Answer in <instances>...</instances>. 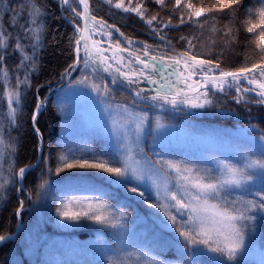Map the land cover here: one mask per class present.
I'll list each match as a JSON object with an SVG mask.
<instances>
[{"label": "trees", "instance_id": "16d2710c", "mask_svg": "<svg viewBox=\"0 0 264 264\" xmlns=\"http://www.w3.org/2000/svg\"><path fill=\"white\" fill-rule=\"evenodd\" d=\"M119 1L122 3L121 8L115 7ZM119 1L90 0L92 14L111 26L114 25V29L118 28V35L124 34L120 35L122 38L140 42L133 46L144 49L143 46L148 45L151 54L165 57L195 55L199 59L211 60L213 63L209 66L214 69L218 63L219 70L230 71L264 64V52L260 50L259 42L260 36L264 35V26L253 33L247 31L248 27L260 23L259 0H247V6L253 9L251 17L234 9L222 8L227 0H181L179 7L176 6V0H164L162 6L153 0ZM142 2L143 19L136 12L124 11V8H136ZM0 3L6 6L8 0H0ZM12 3L14 7H22L20 0H12ZM189 4L191 8L188 7ZM38 6L48 9L43 49L40 52L38 68L32 75L31 90L25 98L23 113L18 117L20 126L11 131V137L18 139L15 157V167L18 171L20 167L34 163L40 153V136L35 133L32 123L39 88V97L43 99L48 96L49 99L38 116L36 126L42 135L43 156H50L51 159L45 164L40 158L34 171L29 170L27 179L23 181V193L17 191V184L14 188L9 187V190L0 196V235L15 231L18 223L15 212L19 201H24L22 227L15 239L0 245V264H17V261L19 264H105V256H112L122 261V264H158L161 260L164 264H214L204 253L193 256L189 261L183 246L184 241L173 230L171 222L167 221L163 213L142 202L138 196L126 193L119 185L106 184L94 174L80 175L77 170H66L59 177L56 175L55 168L62 166L58 165L57 159L61 154L68 157L65 162H71L73 154L76 157L90 158L93 152L105 153L116 159L120 157L110 146L106 136L89 127L80 113L73 109V100L64 98L59 92L65 83V78L60 80V73L73 63L76 56L77 33L67 18L80 24L78 17L67 5L61 6L60 0H39ZM201 8L205 10V15L200 18L199 24L180 25L182 15L185 19L191 17L195 21L197 18L194 11ZM75 9H79L76 3ZM153 16H157L155 26L163 29L162 34L171 41L170 45L160 41L159 37L153 34L151 26L146 23ZM169 20L171 26L165 28ZM0 22L2 26L7 27L3 16H0ZM100 25L107 33L111 32L106 24ZM229 30L231 33L226 35ZM182 36L198 39H193L194 47H191L186 41L180 40ZM111 39L115 42L121 41L114 33ZM17 60L16 56L11 57L8 67L14 69ZM80 67L84 66L81 64ZM83 74L79 71L72 73L69 83ZM10 81L15 86V79L10 77ZM110 81L109 73H99L98 83ZM111 86L114 91L106 98L109 101L126 102L132 99L131 92L126 90L123 84ZM54 87L60 88L54 90ZM6 90H9L8 86L0 81V95L4 97L5 113L8 107ZM232 96L233 91H229L227 95L216 94L215 106L198 109L180 105L181 111H173L168 105L163 109H152L149 115H164L168 121L186 125L192 132L208 133L218 139H226L230 150L213 155L235 161L240 158L242 149L252 147L255 143L252 137L257 133L250 125L255 124L264 129V105L252 102L256 100L253 96H248L250 101L243 100L237 104L230 98ZM238 125L246 128V136L237 133L229 135L222 129L237 128ZM5 127L7 128V122ZM144 154L152 161L163 158L195 165L201 169L215 166L205 156L179 148L147 143ZM4 167L7 169V163ZM47 167L52 168V174L44 177L48 184L40 189L38 184L41 182V169ZM254 183L252 190H260V181ZM140 185L141 189L155 200L156 194L144 184ZM243 195L245 198H251L247 192ZM83 197L103 200L112 206L117 215L125 214L122 218L123 229L104 228L88 220H59L55 210L61 200L64 201L63 210L83 211L88 208V202L83 200ZM160 202L168 203L161 198ZM245 237L251 245L264 247V214L257 213L253 228L245 229Z\"/></svg>", "mask_w": 264, "mask_h": 264}, {"label": "snow or ice", "instance_id": "6c2138e0", "mask_svg": "<svg viewBox=\"0 0 264 264\" xmlns=\"http://www.w3.org/2000/svg\"><path fill=\"white\" fill-rule=\"evenodd\" d=\"M61 2L66 5L69 0H61ZM80 2L86 3V0H80ZM143 2H147V0H143ZM143 2L136 8H124V11L136 12L143 19ZM153 2L161 6L164 4V0H153ZM259 2L261 4L258 10L260 23L248 27L249 33H253L264 26V0H259ZM20 5L22 7L19 5L14 7L12 0H8L6 6L0 3V16H3L7 21V27L2 26V22H0V81L6 84L9 89L6 113L3 109L4 97L0 95V196H3L9 187L14 188L27 179L29 170L34 171L31 164L16 170L15 157L18 139L11 137V131L20 126L18 117L23 113L25 98L31 90L32 75L38 68L40 52L43 49V40L45 39L48 9L38 6L39 0H20ZM180 5L181 0H176V6L179 7ZM115 7L121 8L122 3H117ZM188 7L191 8V4ZM221 7L237 10L248 17L253 14V9L247 6V0H227V3ZM72 11L76 12V9L73 8ZM76 14L79 16L78 12ZM204 15L205 10L203 8L194 11V16L197 18L195 21L191 17L185 19L182 15L180 25L199 24L200 18ZM21 20L23 23H20ZM157 20V16H153L146 23L151 26L153 34L159 37L160 41L170 45L171 41H168L166 36L162 34L163 29L155 26ZM169 26H171V20L165 24V28ZM109 27L114 28L115 26ZM115 31L119 32V29L115 28ZM213 31L216 30L213 29ZM230 33L231 30L226 35ZM107 35L111 38L112 32H108ZM120 35L123 36L124 34L120 33ZM193 39H198V37H180L181 41H186L191 47H194ZM259 42L260 50L264 52V35L260 36ZM75 43V59L60 73L61 78L77 71L82 72L84 74L79 79L73 80L72 83L86 85L98 97L104 98L109 97L114 91L111 85L124 84L125 81L129 87L139 85L141 80H146L155 86L149 89L132 87V99L116 105L117 111L126 114L125 123L132 125V128L125 129V139H127L130 131H134L137 141L139 140L145 123L151 124L153 122L149 112L154 108L163 109L170 105L173 111H181L180 105L198 109L215 106L214 97L216 93L227 95L233 88L237 93V96L233 97L237 104H240L244 99L241 93L255 92L258 99L252 102L264 105V83L250 78L253 73L264 76V64H254L251 68L244 67L236 72H226L219 71V64L217 63L215 71H218L219 75L208 76L205 74L203 85H201L204 91L201 92L192 84H187L186 87L182 85L186 84V80L196 75L198 70L204 71L208 65H211L213 63L211 60L198 59L197 56L193 55L190 59L194 61V64L185 65L186 68L190 67L188 77L182 78L183 73H180L176 75L175 81H173L174 71L172 69L175 65H179L180 61L176 60L173 64H169L164 56L157 58L155 55H149L151 49L148 45H144L143 57L139 55L135 57V62L143 67L139 69L133 67L134 76H131L129 72L121 71L120 67L114 69L118 75H112L113 63L119 62L104 55L105 49L98 48L96 51L99 54H94L83 36L77 39ZM137 43L140 42L129 39L127 46L121 48L120 42L117 41L116 47L119 51L124 52L128 50L129 46ZM82 44L83 47H81ZM13 56L18 57L14 69L8 67V61ZM81 64L84 65L83 68L80 67ZM101 71L111 75L110 83L101 84L97 82ZM21 73L22 75H20ZM157 73H159V79H153ZM10 77L15 79V86L11 84ZM245 81L249 87L243 86ZM188 90L196 93L195 99L188 95ZM149 92L154 94H147ZM36 95L38 102L32 115V123L35 133L41 139L38 148L41 153L40 158L47 164L51 157L43 156L42 135L36 124L49 97L40 99L39 88ZM139 106H143L140 112L129 111V108ZM109 115L111 116V111ZM5 122H7V128ZM155 126L161 127L158 117L155 119ZM250 127L257 133L252 137L255 142L254 145L242 149L238 160L218 161L217 168L201 169L195 165L163 158L152 161L143 154L141 149L140 154L144 156L145 162L151 166V169L158 167L160 174L166 181L169 179L174 181V186L171 189L167 187V184L165 185V194L169 201L166 204L160 202L159 193L153 200L148 193L141 189L140 181L143 176L137 168L126 162L127 158L132 155L130 151L122 159H116L114 156L105 153L93 152L90 158L76 157L73 154L71 162H65L68 157L61 154L57 159L58 165L62 164V166H57L55 173L59 177L66 170H77L80 175L94 174L106 184L119 185L124 188L126 193L131 196H138L142 202L163 213L167 221L171 222L173 230L184 241L183 246L189 261L193 256L208 252L216 254V264H232L245 247V229L253 228L257 213L264 214V129L258 128L255 124H251ZM121 147L123 148L124 145L122 144ZM5 163L8 165L7 169L4 167ZM117 164L120 166H114ZM51 174V167L41 169V182L38 184V188L43 189L48 184V180L44 177ZM257 180L260 181V190L253 191L254 182ZM153 182L155 183V180ZM129 185L131 186L129 187ZM17 191L24 192L22 184ZM245 192L251 198H245L243 195ZM233 193L237 195H233ZM82 199L88 202V208L83 211L63 210L64 201L61 200L55 210L59 220H88L104 228L123 229L122 218L125 214L117 215L113 212L112 206L103 200L94 197H83ZM23 207L24 201L21 200L15 212L16 216L22 215ZM8 239H10L9 236L0 235V242H5ZM104 260L105 264H122V261L114 259L112 256H105ZM17 264H19L18 261ZM158 264H164V261L161 260Z\"/></svg>", "mask_w": 264, "mask_h": 264}, {"label": "rangeland", "instance_id": "374dc122", "mask_svg": "<svg viewBox=\"0 0 264 264\" xmlns=\"http://www.w3.org/2000/svg\"><path fill=\"white\" fill-rule=\"evenodd\" d=\"M74 2L77 3L76 0H69L67 7H69L71 10L75 8ZM118 3H120V1ZM61 6H62V3H61ZM73 13L74 15H76L75 12ZM97 21H98L97 19L92 20L93 23H96L99 25L103 23L101 21H98V22ZM108 29L112 33H114L111 28H108ZM99 32H100L99 33L100 37L103 41L109 42L110 44L115 45L108 38L107 32L104 33L101 30H99ZM117 36H118V39L120 40V36L119 35ZM106 39H108L109 41ZM124 42L126 43V41ZM124 42L121 39L120 44H123ZM129 49H131L130 46H129ZM134 51L136 52V54H132L131 52L129 53L121 52L120 56L114 59V61L119 62V63H115V62L113 63L112 75H118V73H116L114 69L115 67H120L121 71L129 72L131 76H134L133 67H135L136 69L140 68L135 64L136 62H135L134 56L136 57V55L138 54H143L138 49H134ZM104 55L112 57L110 54H104ZM121 57H123V59H121ZM190 58L191 56H185L180 59L183 60L189 66H191L194 64V61H192ZM166 62L169 64H173L172 62L174 61L166 60ZM172 70L183 72L184 75H186L185 74L186 70L181 65H175ZM189 70H190V67H189ZM204 71L215 72V69L214 67H211L208 65ZM223 71L230 72V70H223ZM199 72L201 71L198 70L197 73ZM71 75H65L63 77L65 78L64 79L65 83L63 84L62 86L63 88L61 89V91L59 90V92L61 93V96H63L64 98H69L73 100L74 105H75L73 109L80 113L81 117L84 119V121L89 127L100 131L106 136V138L108 139L110 143V146L114 149V151L117 153L120 159L127 156V153L129 151L132 153V155L127 158L126 162L129 165L139 170L140 174L143 176V179L140 181V183L148 186L155 194L159 193L160 198L162 200L169 202L165 194V185L167 184V187L171 189L174 186V181L171 179L166 181L163 175L160 174L158 167L157 169H151V166L145 162L144 156L140 154L141 149L143 150V154H144L145 144L149 143L150 145L152 144L154 146H160V147L167 146V147H172V148H179L183 151L201 154L205 156L206 159L211 160L214 163L215 165L214 168H217L218 161L225 160L213 154H215L216 152L224 153L230 150V147L228 146L226 139H222V138L218 139L215 137V135L208 134V133L192 132L191 130L187 128L186 125L176 124L174 121L173 122L168 121L167 119L164 118V115L163 116L158 115V114L153 115L152 117L153 122L151 124L145 123V125L143 126V130L139 135L138 141L136 139V135L134 131H130L127 135V139H125V136H124L125 129L132 128V125L125 123V119L127 118L126 114H123L116 110V105L123 104L124 102H116V101H111V100L109 101L108 99L104 97H98L97 94L93 92L86 85L69 83L70 82L69 78H71ZM250 77L252 79H256L258 81L264 82V76H261L259 73H253L250 75ZM153 79H159V73L153 76ZM172 80L174 81L173 78ZM144 83L146 85H142ZM148 83L149 82L146 80H141L139 85L132 86V87H139V88H144V89L153 88V86L149 85ZM123 85L126 88V90L131 92V95H132V87H129L126 81ZM243 86L249 87L247 84H243ZM59 88L60 87H54L53 89L58 90ZM233 90L235 91L234 88ZM199 91L203 92L204 89H201ZM7 92L8 91L6 90V95H5L6 99H8ZM151 94H154V93L151 92L149 95ZM216 94H224V93L217 92ZM250 94L256 96L255 92L250 93ZM188 95L190 97H194V96L196 97V93L192 95L191 94H188ZM241 95H243L244 99H246L245 96L248 94L241 93ZM142 109L143 107L139 106L136 108H129V111H135L138 113ZM110 111H111V116L109 115ZM221 111H223V109H221ZM157 117L159 118L160 123H161V127L159 128L155 126V119ZM222 129L224 130V132H226V134H229V135H234L237 133V134H243L242 136H246V132L244 131L246 130V128H242L241 126L237 128L222 127ZM122 144L124 145L123 148L121 147ZM154 180H155V183L153 182ZM168 227H170V225ZM204 254L209 256L212 262L216 264V254L208 253V252H204ZM247 260L248 262H246ZM232 264H264V247L261 248V247L251 245L245 237V247L242 249L241 253L238 255L237 260L232 262Z\"/></svg>", "mask_w": 264, "mask_h": 264}, {"label": "bare ground", "instance_id": "6f19581e", "mask_svg": "<svg viewBox=\"0 0 264 264\" xmlns=\"http://www.w3.org/2000/svg\"><path fill=\"white\" fill-rule=\"evenodd\" d=\"M78 1V7H79V13H80V16H81V20L84 22L86 21V17L89 13V5H88V1L86 0V3H81L80 0H77ZM87 9V11H86ZM79 32H81V28H79ZM84 38L86 40V42L88 43L89 46H91L94 50L93 53L98 55L99 53H97V49H102L101 46H102V43H101V39L99 38L98 36V31L95 30L94 28H89L87 30V32L85 33L84 35ZM96 42V43H94ZM81 47H83V44L81 45ZM109 54L115 59L119 56L118 54V51L117 50H110ZM186 63L185 64H182L181 66L186 69L187 73L186 75L183 74V77L182 78H186V76L189 75V68H186L185 67ZM181 72H178V71H175L174 72V75H173V79L175 81V78H176V75L180 74ZM206 73H204L203 76H201L200 79H195L194 76L191 77V79H188L186 80V84L182 85L184 87H186L187 84H192V86L194 88H201V85H203V82H204V76H205ZM208 75V74H207ZM208 76H211V75H208ZM251 78V77H250ZM258 81V80H257ZM261 83H264L263 81H259ZM244 83H247L246 81ZM257 90H259L257 88ZM189 92H191V90H188Z\"/></svg>", "mask_w": 264, "mask_h": 264}, {"label": "water", "instance_id": "95a60500", "mask_svg": "<svg viewBox=\"0 0 264 264\" xmlns=\"http://www.w3.org/2000/svg\"><path fill=\"white\" fill-rule=\"evenodd\" d=\"M90 20H91V15L88 14L87 17H86V21H85V23H84L83 26H82V32H81L80 37H81V36L84 37L85 33L87 32V29L89 28ZM70 23H71V22H70ZM71 24H72V23H71ZM79 39H80V38H79ZM89 48H91V47L89 46ZM13 235H14V234H13ZM13 235H7V236H9L10 239H11V238L13 237ZM8 240H9V239H8ZM2 243H4V242H0V245H1Z\"/></svg>", "mask_w": 264, "mask_h": 264}]
</instances>
